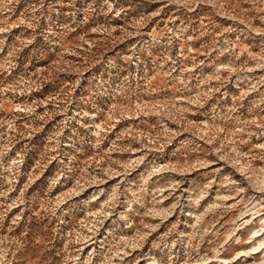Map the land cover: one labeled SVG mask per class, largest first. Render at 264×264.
<instances>
[{
    "label": "rangeland",
    "instance_id": "1",
    "mask_svg": "<svg viewBox=\"0 0 264 264\" xmlns=\"http://www.w3.org/2000/svg\"><path fill=\"white\" fill-rule=\"evenodd\" d=\"M165 7L0 0V239L48 210L57 264H264V3L213 0L182 36ZM137 39L139 87L83 115Z\"/></svg>",
    "mask_w": 264,
    "mask_h": 264
},
{
    "label": "clouds",
    "instance_id": "2",
    "mask_svg": "<svg viewBox=\"0 0 264 264\" xmlns=\"http://www.w3.org/2000/svg\"><path fill=\"white\" fill-rule=\"evenodd\" d=\"M105 2L107 3L108 0ZM212 2L213 0H160L158 12L163 10L166 13L168 9L165 6L174 5L178 7L180 16L183 17H177L179 23L173 24L171 28L166 24L164 30L173 36H182L192 23L191 17L205 11L203 6ZM221 7L223 5L214 3L212 10H219ZM108 10L112 11L110 4ZM116 14L119 15V12ZM147 19L151 18H145ZM126 35L135 36L136 32L126 33ZM147 43V41L137 39L131 44L128 53L116 52L105 58L98 66L91 68L92 75L88 82L82 85L84 91L78 97L79 106L82 109H88L87 112L82 113L83 115L102 113L111 101L128 97L136 91L139 87L136 71H139L142 63L141 54L144 53ZM133 65L136 66L135 70L132 69ZM72 100V96L68 95L66 105L72 103ZM52 214L54 215V212ZM45 216H48V210L37 211L35 217H29L31 223L21 224L19 217L13 219L9 231L16 228L18 224H21V228L18 229V234L11 239H0V264H57L53 258V252L48 250L52 241L56 239V228L44 220ZM3 218L4 214H0V230L4 227ZM164 235L166 236L167 233ZM152 264H155V261Z\"/></svg>",
    "mask_w": 264,
    "mask_h": 264
}]
</instances>
